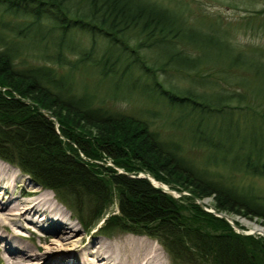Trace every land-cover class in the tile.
<instances>
[{"label":"trees","instance_id":"16d2710c","mask_svg":"<svg viewBox=\"0 0 264 264\" xmlns=\"http://www.w3.org/2000/svg\"><path fill=\"white\" fill-rule=\"evenodd\" d=\"M211 1L243 15L188 0H0V158L82 225L157 238L174 264H264V236L197 202L264 218V191L243 178H264V45L234 34H264V0ZM123 100L147 115L110 104Z\"/></svg>","mask_w":264,"mask_h":264},{"label":"bare ground","instance_id":"6f19581e","mask_svg":"<svg viewBox=\"0 0 264 264\" xmlns=\"http://www.w3.org/2000/svg\"><path fill=\"white\" fill-rule=\"evenodd\" d=\"M21 173L16 166L0 158V245L3 244L5 256L2 264L158 263L154 250L139 235L126 233L109 239L91 234L89 240L83 241L82 234H77L79 227L70 219L73 217L52 191L41 190L35 183L30 186L32 182L20 176ZM21 184L23 188L19 193L17 187ZM26 194L30 195L26 197ZM230 217L235 224L239 223L234 216ZM23 220L47 226L57 235H44L46 244L35 246L39 250L35 252L16 229L23 228ZM252 229L264 233L262 225L255 224Z\"/></svg>","mask_w":264,"mask_h":264},{"label":"rangeland","instance_id":"374dc122","mask_svg":"<svg viewBox=\"0 0 264 264\" xmlns=\"http://www.w3.org/2000/svg\"><path fill=\"white\" fill-rule=\"evenodd\" d=\"M188 1H190L189 3L191 4V6L193 8L194 13H197L199 10H201V11L204 10V12L206 11V12H210V13H219L220 12L224 16V18H226V19H230L231 18L232 20H234L237 17L242 16L243 12H244L243 11L244 7H242V6H240L237 9H235V8H231V7L222 6V5H220L219 2H214V1H211V0H188ZM201 8H203V10ZM234 34H235V37L240 41L241 44L249 45V46L250 45H254V44H257V45H261L262 44V45H264V34L263 33L262 34H258V35H254L251 32H248V31H245L244 29L239 28V29H237L235 31ZM176 81H177V79H176ZM131 98H132V96H130V99ZM110 104L116 109L123 110V111H128V112H134V111L138 110V108L140 106H142V102L140 100L114 101V102H110ZM143 108H145V107L144 106L140 107V109L138 110L137 114L142 115V116H146L147 112ZM156 124L164 125L165 123L163 122V118H159L156 121ZM165 130L166 129L162 128V131H165ZM192 153L196 157H202V151L200 149L199 150L198 149H194L192 151ZM106 162H107V164H112V161L110 159L108 161H106ZM197 163L199 164V162H197ZM121 169L122 168H119V171L123 172L122 171L123 169L122 170ZM132 174H134V173H132ZM138 175H140V173ZM20 176H24V178L26 180L29 179V181L32 182L30 184V186H32L33 183H35L38 186H40L41 190L48 189L46 187H43L41 184L37 183L27 173L24 174L22 172L20 174ZM243 178H244V181L246 183H249V184L252 183L256 188L261 189V190L264 191V178L255 177V176L254 177L247 176V177H243ZM159 181H160V184H164V185L168 186L171 189L170 191L172 192V194H174V195H178L179 194L178 190H176L174 188H171L169 185H167L166 183H164L161 180H159ZM22 188H23V185L22 184L19 185L17 187V192L20 193ZM49 190H51V189H49ZM51 191H52V193L54 194V197H55L54 191L53 190H51ZM22 192H24V191H22ZM184 192L187 193V191H185V190H184ZM31 194H32V192H31ZM29 195L30 194H26L24 196L28 197ZM55 199L58 202H60L56 197H55ZM201 200L204 201V204L202 203L203 204L202 207L204 209L209 210V211H212V210L215 211L216 210V209H214V202H215L214 196H206V197L202 198ZM60 203L69 211L68 213L73 217V218H70V219L73 220L76 223V225L79 227V230H78L77 234H82V236L84 237L83 241L89 240L91 234H94L95 236H101V237H104V238H109V239L110 238H114V237H119L120 235H124L126 233L139 235L143 240H145L146 245L148 247H151L154 250V253L156 254V256L158 258V260H157L158 263H156V264H174L172 262L171 258H170V255L168 254L167 250L165 249V247L162 245V243L157 238L151 237V236H149V235H147L145 233H136V232L127 231V230L118 231V232L114 233L111 236H105L97 229L96 226L95 227H92V226L86 227V226L82 225L80 223V221L76 217H74V215L71 213V211L62 202H60ZM110 208L114 209L116 211L117 210V203L114 202ZM216 211L218 212V210H216ZM223 212L225 213V211H223ZM226 214L228 216H234V218L238 220L241 228H243V231H245V232H253L254 234L262 235L258 231H254L252 229V227L255 224H259V225L264 226V218H260V217H257V216H254V217L246 216V215H243V214H240V213H234V212H226ZM104 219L105 218L100 220L98 225H100L101 222ZM230 219H232V217ZM231 224L234 226V228H236L238 231H240L239 228L237 226H235L234 222L233 223L231 222ZM46 227L47 226L38 225V224H36L35 222H33L31 220H23V228L22 227H18L16 229H17L18 233L22 237L25 238V242L28 243L32 247V250L35 251V252H39V250L35 246H37L39 244L40 245L46 244V242H45V240L43 238L44 235H46L48 233L57 235L56 232H51L52 230L50 228H46ZM1 231H3V230H1ZM3 232L6 233L5 231H3ZM262 236H264V235H262ZM4 258H5V256H4V253H3V244H1L0 245V264H2V262L4 261Z\"/></svg>","mask_w":264,"mask_h":264},{"label":"water","instance_id":"95a60500","mask_svg":"<svg viewBox=\"0 0 264 264\" xmlns=\"http://www.w3.org/2000/svg\"><path fill=\"white\" fill-rule=\"evenodd\" d=\"M26 101L27 102H29L30 100L29 99H26ZM41 110H42V112L46 115V116H48V117H50V118H53L54 119V122H55V126H56V128L58 127V121H57V118L51 113V112H49L47 109H45V108H41ZM122 170V169H121ZM123 172H124V170H122ZM126 172V171H125ZM127 174H130V175H134V174H132L131 172H126ZM140 175L141 176H145V177H147L155 186H157V187H161V188H163L164 190H166V191H169V192H171L170 190V188H168L166 185H164V184H160V181H158L159 183H155L154 181H153V179L150 177V175H149V173L148 172H145V171H141L140 172ZM172 193V192H171ZM182 194H186V192H184V191H179V194L178 195H182ZM200 204H201V206H203V204H202V201L200 200ZM217 212V211H216ZM219 212V211H218ZM217 212V213H218ZM219 214L221 215V216H223V217H225L226 219H228L229 217H228V215L226 214V213H224V212H219ZM235 224V223H234ZM235 226H237L238 228H239V230H240V232H242V233H253V232H245V231H243V229H241L237 224H235ZM262 235H264V233H261Z\"/></svg>","mask_w":264,"mask_h":264}]
</instances>
